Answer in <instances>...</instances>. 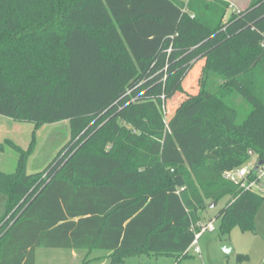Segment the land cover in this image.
<instances>
[{
    "label": "trees",
    "instance_id": "16d2710c",
    "mask_svg": "<svg viewBox=\"0 0 264 264\" xmlns=\"http://www.w3.org/2000/svg\"><path fill=\"white\" fill-rule=\"evenodd\" d=\"M229 6L0 0V116L68 121L71 134L40 173L26 172L33 141L0 172V264H36L43 248L179 262L201 210L224 197L220 234L254 229L264 197L222 175L251 153L264 161V0ZM232 95L250 106L240 121Z\"/></svg>",
    "mask_w": 264,
    "mask_h": 264
},
{
    "label": "rangeland",
    "instance_id": "374dc122",
    "mask_svg": "<svg viewBox=\"0 0 264 264\" xmlns=\"http://www.w3.org/2000/svg\"><path fill=\"white\" fill-rule=\"evenodd\" d=\"M227 15L232 8H242L249 0H229ZM235 6V7H234ZM199 66L184 80L185 94H195L198 89ZM184 94L176 95L172 102L166 105L163 112L170 109L171 113L178 103L184 98ZM264 96V94H263ZM230 104L236 110L238 121L246 117L250 109L249 104L242 97L232 95ZM264 99V98H263ZM71 138L68 121H62L53 125H41L39 128L28 122H17L0 116V172L6 174L15 170L19 152L26 150L33 141L32 153L26 161L27 174H36L43 171L56 157V154ZM248 163H258L257 157L251 153ZM229 201L224 197L217 202L214 208H204L200 212V218L204 221L214 220L216 231L204 233L199 239L200 255L189 251L186 257L179 262L173 256L161 255H127L123 257L121 264H264V201L259 205L254 215V229L243 232L239 227H234L229 235L222 236L219 232L216 217L221 208ZM229 242L233 253L224 254L220 244ZM239 256L244 257L239 259ZM108 253L99 251L71 252L66 250L39 249L36 252V264H108Z\"/></svg>",
    "mask_w": 264,
    "mask_h": 264
},
{
    "label": "built area",
    "instance_id": "2783aa9c",
    "mask_svg": "<svg viewBox=\"0 0 264 264\" xmlns=\"http://www.w3.org/2000/svg\"><path fill=\"white\" fill-rule=\"evenodd\" d=\"M186 1V0H184ZM258 163H246L242 166L233 168L229 171L223 173L222 177L231 183L236 185L239 189L245 192H253L257 195L264 197V161L261 166L255 169ZM214 220L197 222L192 227V232L194 233V238L191 245L186 250L185 255L189 251H192L195 255H200L199 239L204 233H213L216 231V225H214Z\"/></svg>",
    "mask_w": 264,
    "mask_h": 264
},
{
    "label": "water",
    "instance_id": "95a60500",
    "mask_svg": "<svg viewBox=\"0 0 264 264\" xmlns=\"http://www.w3.org/2000/svg\"><path fill=\"white\" fill-rule=\"evenodd\" d=\"M262 164H263V161H259L258 164L256 165L255 169H257ZM214 207H215L214 203H211L208 205V208H214ZM220 248L224 252V254H226V255H230L233 253V250L231 249L229 242L221 243Z\"/></svg>",
    "mask_w": 264,
    "mask_h": 264
},
{
    "label": "crops",
    "instance_id": "0c3cea01",
    "mask_svg": "<svg viewBox=\"0 0 264 264\" xmlns=\"http://www.w3.org/2000/svg\"><path fill=\"white\" fill-rule=\"evenodd\" d=\"M222 1H224V2H230L229 0H222ZM233 1H236V0H233ZM249 3H250V0H249V2L247 4L243 5L242 8H236L234 6L235 8H232V10L242 11L243 9H245L249 5Z\"/></svg>",
    "mask_w": 264,
    "mask_h": 264
}]
</instances>
